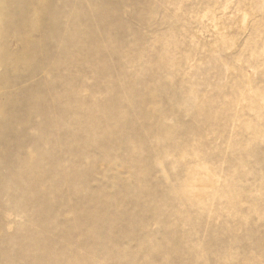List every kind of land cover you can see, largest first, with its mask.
<instances>
[{
	"label": "rangeland",
	"instance_id": "374dc122",
	"mask_svg": "<svg viewBox=\"0 0 264 264\" xmlns=\"http://www.w3.org/2000/svg\"><path fill=\"white\" fill-rule=\"evenodd\" d=\"M0 264H264V0H0Z\"/></svg>",
	"mask_w": 264,
	"mask_h": 264
}]
</instances>
